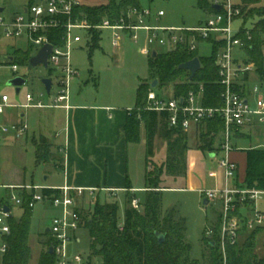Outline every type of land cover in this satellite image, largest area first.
I'll use <instances>...</instances> for the list:
<instances>
[{
    "label": "built area",
    "instance_id": "obj_1",
    "mask_svg": "<svg viewBox=\"0 0 264 264\" xmlns=\"http://www.w3.org/2000/svg\"><path fill=\"white\" fill-rule=\"evenodd\" d=\"M6 1L0 0V72L10 71L13 77L9 81L17 78L27 80L26 75H20L22 66L15 63L18 50L12 54L2 51L3 40L25 39L28 47L32 48L31 58L37 56L46 45L53 47L48 58V70L54 74L56 83L48 78L52 81L50 94L46 89L39 98L29 93L25 97V104L21 105L11 104L10 97L0 90V139L9 136L15 139L27 137L29 125L23 113L32 109L61 108L69 102L70 83L79 76L70 59L71 51L81 43V38L74 36L75 31L86 32L90 46L94 32L100 33L102 39V31H110L111 45L115 50L130 41L134 45H142L141 51L147 57L153 56L154 52L159 53L160 49H168L169 52L181 46L193 53L199 51L203 43L223 44L217 61L221 85L224 87L222 108L203 106L204 88L200 85L197 92H190L185 99L162 96L151 89L146 110L165 112L169 128L181 129L185 133L216 117L224 121L225 132L220 145L222 156L214 158L216 168L209 173L216 185L202 192V197L209 201L208 207L217 210L214 224L205 232L206 238L213 240L218 224L220 248L225 262L227 246L236 245L243 230L264 228V210L260 209V204H264V189L247 188L240 179L238 164L232 160L235 150L233 131L257 125L264 127V95L261 90L256 87L249 97L235 90L240 78L255 71V67L247 65L246 59L241 57L247 55L242 36L249 35L241 5H235L232 0H207L214 11H205L208 13L205 21L195 27L177 28L160 24L165 17L163 11L154 13L143 8H131L118 20L106 19L101 25L92 26L86 20H74V9L84 5L81 0H34L32 3L27 0L20 12L6 16ZM216 6L220 7V11L215 10ZM238 21L241 24L235 27ZM58 29H65L63 44L53 45L51 34ZM54 86L57 88L56 95L53 102L47 105L43 98L52 95ZM43 189L33 184L8 185L0 178V264L9 251L7 239L11 235V221L16 220L14 209L24 210L27 198L30 209L34 210L38 204L45 203L57 212L49 228L56 264H103L97 258L92 259L90 254L84 256L72 253L70 249L72 243H81L78 232L85 227L79 201L86 195L93 198L96 190L64 187L54 189L56 194L45 195ZM132 206L139 210L140 201L134 199Z\"/></svg>",
    "mask_w": 264,
    "mask_h": 264
},
{
    "label": "trees",
    "instance_id": "obj_2",
    "mask_svg": "<svg viewBox=\"0 0 264 264\" xmlns=\"http://www.w3.org/2000/svg\"><path fill=\"white\" fill-rule=\"evenodd\" d=\"M30 1L34 2V0ZM260 2L261 0H243L241 7L245 25L248 22L251 23L249 35L243 34L242 39L246 44L247 56L261 78L264 75V9H250L251 6L258 5ZM131 8H142V0H106L97 5L84 4L74 9V20H86L92 26H99L106 19H120ZM199 8L206 12L214 11L207 0H200ZM64 35L65 29L54 31L51 34V43L62 45ZM100 40V33L94 32L90 47L92 54L98 49ZM208 44L212 48L209 57L201 56L200 51L191 53L181 46L175 50L157 54L156 57H149L150 68L155 71L156 78L159 80L158 87L166 89L173 86L174 97L185 99L190 92H197L199 86L203 85V106L222 108L224 87L221 85L217 61L223 44ZM31 55L30 47L27 50H18L15 63L28 67ZM195 58L200 60L201 69L191 81L190 73L181 70L180 67ZM151 85L141 84L137 105L129 113L124 128V137L129 144L140 142L141 127L144 123L147 130V191L142 205L144 210L141 213L140 209H134L132 202L135 197L127 194L125 217L122 223L119 220L117 203L98 202L91 216L86 217L82 213L85 229L91 239V258H97L103 264H264V255L260 253V248L264 249V228L243 230L239 242L234 246H227L225 262L220 248L218 224L215 227L213 240H208L205 234L204 243L209 249L205 260L201 262L190 258L191 248L185 241L186 222L174 211L163 212L162 194L164 189L170 190V188H161L160 180L163 175L174 179L186 176V153L189 150L187 133L181 129L169 128L168 116L165 112L146 110ZM235 90L242 96L246 95L245 90H241L239 86ZM224 132L225 123L221 117L201 123L198 126L199 150L204 153L214 152V145ZM234 133L237 131H233ZM157 139L165 141L168 147V155L160 168L153 161L156 156ZM50 148L45 138L36 142L38 163L51 160ZM243 183L250 189H264V150L247 151L246 178ZM43 192L45 195H52L55 190L45 187ZM25 202L24 218L11 221V235L7 239L9 251L1 264H31L32 262L29 239L34 210L28 206L29 198ZM157 234L166 236L164 244L159 243ZM44 236L47 238L46 251L42 252L38 264H56V257L48 252L53 243L51 235L45 232Z\"/></svg>",
    "mask_w": 264,
    "mask_h": 264
},
{
    "label": "rangeland",
    "instance_id": "obj_3",
    "mask_svg": "<svg viewBox=\"0 0 264 264\" xmlns=\"http://www.w3.org/2000/svg\"><path fill=\"white\" fill-rule=\"evenodd\" d=\"M4 1V0H2ZM27 0H7V15L20 12L23 4ZM106 0H81L86 5H97ZM200 0H142V8L152 10L154 13L163 11L165 17L162 18L160 24L168 27H195L200 22L208 18V13L199 8ZM235 5H241L243 0H232ZM263 3L253 5L250 9H264ZM241 22H236L238 27ZM251 28V23L245 25ZM74 36L81 38L78 44L70 53L71 64L74 70L79 72L78 78L71 81L70 98L73 103L76 99L87 98V100H104L116 108L132 107L134 110L137 105L138 91L141 84L147 83L149 86L156 78L155 71L150 68V60L147 56L140 53V48L130 41H126L121 49H114L111 45L110 31H102V40L98 49L93 54L88 44L87 33L84 31H75ZM6 45V46H5ZM2 51L4 53H14L17 50H27L28 43L25 39L19 40H3ZM200 55L209 57L212 52L210 44H203L199 48ZM168 49H160L159 53H166ZM92 54V56H91ZM235 54H238L235 51ZM91 56V58H90ZM242 59H246V64L254 66L250 58L243 54ZM255 71L249 73L251 79L247 83L248 90L251 92L258 87L261 94L264 95V75L259 77ZM257 74V75H256ZM20 75L27 76V84L21 89L20 95H17L15 88L7 85L13 77L10 71L0 72L2 85L0 90L2 93L10 97L11 104H25V97L31 93L36 98L40 94L45 93L42 81L51 78L56 83L54 74L46 70L43 66H39L33 71H29L27 67H21ZM158 87L155 89L157 94L162 96H172L173 86L165 89ZM57 88L54 86L51 96L46 95L43 98L47 105L53 102ZM254 102V99L251 101ZM50 111H28L30 137L27 140L17 139L8 143H0V178L4 183L15 185L30 186L33 183L39 188H45L47 182L45 177L53 169L51 162H37L36 144L32 141L33 134L39 136L41 128L45 124V117ZM250 139L235 141L236 149L239 151H249L251 148L264 147V127H258L253 131ZM146 132L144 126L141 128L140 142L133 145L135 154L143 156V163L146 164L145 156V140ZM250 137V136H249ZM218 141V140H217ZM188 147L186 155L192 157L197 162V169L192 173V177L188 178V173L184 178L174 179L165 175L161 176V188L169 187L170 190L162 189V209L163 212L174 211L176 215L186 222L185 241L190 246V258L203 262L209 249L204 243L205 232L212 227L216 220L217 210L212 207L204 206L202 192L213 188L214 181L207 177V170L216 168V163L209 154L199 150L198 139L188 138ZM156 157L153 159L155 165L162 167L168 155L166 142L162 139L156 141ZM222 153L218 155V158ZM239 157V156H238ZM241 158L240 178L244 181L246 178V159ZM238 158V159H240ZM146 167V166H145ZM146 170V169H145ZM193 186L194 191L189 188ZM165 190V189H164ZM125 195L122 193L112 197L106 193H96L93 198L88 195L79 201V207L82 213L89 217L93 213L96 204L117 203L119 207V220L122 223L125 217ZM146 194L137 193L136 199L140 201L141 213L143 212V204ZM260 209L264 210V204H260ZM57 215L56 210L50 204H38L32 215L31 233L29 244L32 249L31 264H38L42 252L46 251L47 238L44 233L51 227L53 218ZM16 220H21L25 216L22 209H14ZM80 244L72 243L70 249L72 253H79L87 256L92 253L90 244L91 239L85 227L78 232ZM260 253L264 255V249L260 248Z\"/></svg>",
    "mask_w": 264,
    "mask_h": 264
},
{
    "label": "crops",
    "instance_id": "obj_4",
    "mask_svg": "<svg viewBox=\"0 0 264 264\" xmlns=\"http://www.w3.org/2000/svg\"><path fill=\"white\" fill-rule=\"evenodd\" d=\"M260 3H263V1L261 0ZM138 47L142 50V45ZM140 53L144 55L142 51ZM250 79L251 76L249 77V74H247L243 78H240L238 82V86L241 90H245L247 97H249L248 95L251 92L247 86ZM163 91L168 92L165 89ZM172 96L174 95L172 94ZM64 105L65 107L61 108L32 109L50 111L45 117V124L41 128L39 136L37 137V134L34 133L32 137V141L35 144L41 138H45L51 147L52 158L49 162L53 163V169L45 177V181L48 183L46 187L51 189H61L64 187L94 189L96 190L95 194L106 193L114 197L122 193L125 197L127 194H130L135 199L137 193L146 194L147 158L144 165L143 156L135 154L133 150L134 144H129L124 137V128L128 115L133 110L132 107L116 108L107 101L99 99L93 101L87 100V98L76 99L73 103L70 98L69 102ZM23 117L29 125L28 111L23 113ZM144 124L142 127L144 126L145 135H147ZM258 127L262 126L246 127L233 134L235 150L232 153V160L238 164L239 173L242 161L240 157H245L247 165V151H238L234 140L250 139L251 135H254L253 131ZM30 135L29 128L27 137L24 140L29 139ZM190 137L199 141L198 127L192 128L187 133V141ZM15 140L17 139L9 136L0 139V143H8ZM221 141L222 135L214 145L215 151L206 152L213 160L221 154ZM251 149L264 150V147ZM186 157L187 173L188 178H190L192 177V173L197 169V162L194 158L189 157V154ZM212 170L208 169L206 173L207 177L214 181L209 177V173ZM213 183L214 188L216 185L215 181ZM33 185L35 184L33 183ZM189 190L194 191L195 189L191 186Z\"/></svg>",
    "mask_w": 264,
    "mask_h": 264
},
{
    "label": "water",
    "instance_id": "obj_5",
    "mask_svg": "<svg viewBox=\"0 0 264 264\" xmlns=\"http://www.w3.org/2000/svg\"><path fill=\"white\" fill-rule=\"evenodd\" d=\"M215 10L220 11V7L216 6ZM2 12V10L0 11ZM53 47L51 45H46L39 53L37 56L33 57L30 59L29 64H28V70L33 71L39 66H43L46 70H48V58L52 54ZM157 56V52L153 53V57ZM181 70L188 71L190 73V80L192 81L198 71L201 69V62L198 58H195L194 60L187 62L180 67ZM27 84V80L24 78H17L14 80H11L7 83L8 86L15 88L17 95L21 92V89L24 85ZM43 86L45 87L46 91L48 94L51 92L52 88V81L51 79H44L42 81ZM159 80H155L152 85L151 89L155 90L158 87ZM209 205V201L204 200V206L207 207ZM8 212L9 209H6ZM47 233H50V229H47ZM157 238L159 240L160 244H164L166 241V236L163 234H157ZM49 254L54 255V247L50 246L49 248Z\"/></svg>",
    "mask_w": 264,
    "mask_h": 264
}]
</instances>
